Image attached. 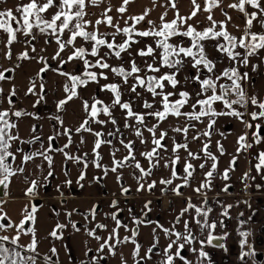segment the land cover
I'll list each match as a JSON object with an SVG mask.
<instances>
[{
  "label": "snow or ice",
  "instance_id": "6c2138e0",
  "mask_svg": "<svg viewBox=\"0 0 264 264\" xmlns=\"http://www.w3.org/2000/svg\"><path fill=\"white\" fill-rule=\"evenodd\" d=\"M0 2H3V0H0ZM131 2L132 0H123L121 6L116 11L123 15L127 11V5ZM103 3L104 0H28L27 3H21L14 9L0 11V30L6 33L8 37L5 47L10 46L17 40V33H22L25 37H31L34 40L36 38L35 29L40 34L55 39L58 48L52 59L59 60L61 67L74 60L82 62L83 71L80 74L59 72L60 75L65 76L70 81V85H65V92L68 95L66 99L59 102L58 109L62 108L69 100L77 97L78 87H86L89 83L99 84L101 79L108 80L109 76L107 72L109 71L121 79L122 83L110 82L100 86L101 91H107L112 94L111 104H105L103 100L97 97H93L91 103L84 101V110L88 118L82 122L76 131L92 132L97 137L93 151L96 153V167H102L99 163L101 157L97 150L100 149L102 144H110L111 141L100 139L103 133L94 132L88 125L91 122H95L100 125L111 123L117 126L118 121L113 116V109L119 106L125 114L124 127L132 128L134 135L139 139L141 144L148 142L144 136V131L146 130L151 134V149L140 153V156L149 162V167L145 169L137 159L135 141L128 140L125 142V140L121 139L120 143L127 150V155L123 159H115V152H113L112 163L114 166L111 169L104 167L105 175L109 170L115 173L118 169L125 166L134 167L140 173V176L136 177V179L138 182L137 191H141L145 188V184L140 181L150 177L153 169L161 166V161H164L163 167L171 168V176L167 179L161 178L159 180V184L165 186V188H162V192L166 191L167 186H172L174 180H181L182 183L175 184L172 187V191L177 196H182L181 189L190 186V181L194 178V173L196 172L197 165L193 164L192 161L203 159L204 162L198 165L200 169H205L209 160L211 161V165L204 172L202 182L193 191L200 195L205 189L211 190L212 180L217 172L218 163V157L212 153L210 148L211 132L204 131L200 135L192 137L193 140H199L201 136L209 138V142H205L200 149V152L203 153V157H201L198 153L191 151L187 143V134L191 128L195 127L191 122L204 123V118H207V129L214 130L217 123L216 118L218 117H234L239 120L245 129L251 132L252 142H248L249 131H245L244 134L240 135L237 139V155L242 151L246 152L251 149L253 145L264 143V98L255 94H248L244 84L250 79L249 73L240 71V67L249 66L250 58H259L261 51L264 50V30L253 31V28L257 24L261 29H264V0H237V2L227 5L228 8L235 9L244 15V30L239 37L232 35L227 30L226 21L231 20V16H228L227 13H224L226 21L217 22L213 19V9L220 7L222 0H205L203 8L197 3V0H192L193 11L189 16H181L177 12L176 18L169 21L166 20L167 12H165L160 16L159 24L149 20V27L144 30L138 29L137 25L145 20L150 10H145L137 16H129L124 21L125 26L121 27L119 22H114V17L109 15L112 11V7L109 4L93 22L88 18L92 13L87 11V9L89 7H99ZM153 3H155V0H153ZM169 3L172 8L175 9L177 7L175 0H169ZM201 10L209 13L207 16L209 26L203 30H197L188 21L196 17L197 13ZM49 13L50 18L47 15ZM129 20L132 22L131 24H129ZM13 24H15V27H13ZM102 24L114 29V31L101 32L99 26ZM66 33L67 39H64ZM118 36L122 37L120 41H117ZM78 39L83 41V44L80 46H77ZM148 39L151 40V43L147 42ZM142 41L144 42V46L134 49V45L141 44ZM206 41H216V51L222 56H226L230 61L228 67L216 71V60L210 58L206 49ZM28 43L30 44L31 41H28ZM45 43L47 44L49 41L46 40ZM85 44L87 47L84 46ZM69 47L72 48V52L67 56L66 60L62 59L61 53L65 52ZM102 49H107V51L102 52ZM238 49L243 51H239ZM31 50L33 52L36 51L34 45L31 47ZM133 51L135 52L134 56ZM123 54H127L130 59L125 61ZM6 55L10 58V51ZM112 57L121 61L120 65L113 66L110 64L109 60ZM135 57L142 58L143 63H138ZM29 58L27 51L19 57V59ZM39 59L45 63L40 72H46L48 70L47 62L44 61L43 57ZM125 64L128 65L127 68L124 66ZM189 65L195 70L194 74L191 76L185 75L183 80H181V73ZM258 67V64H252V71L255 72ZM5 79L7 77L4 72H0V81ZM130 79L131 83H129ZM189 83L195 84L197 87L189 90L187 88ZM124 85L128 87L122 91ZM40 87L41 91H43V84ZM34 88L35 82L33 81V87L29 88V92L34 93ZM137 89H142V91H137ZM2 91L0 89V92ZM128 92L135 94V97L142 101V107L148 111H136L133 107L135 104L134 100H123L122 97L127 95ZM145 92L151 95L152 102L144 97L143 93ZM11 95H15L14 90ZM40 99H43V96ZM11 103L12 101L9 99V104ZM157 103L160 107H156ZM217 104L222 105V109L218 110L215 107ZM250 106L256 110L249 111ZM186 107L190 111H185ZM240 109H244V111ZM101 114L109 119L107 121L99 119L98 117ZM11 115L19 117L22 113L16 111L11 113ZM9 116L8 110L0 111V186H3L4 189L9 187L10 178L16 176L17 173L24 172V168L20 165H16L15 168L13 167V163L17 158L16 153L23 152V149H13L12 147V142L19 141L20 137L12 133L11 130L16 128L17 125L14 122H10ZM149 116L153 117L157 123L148 126L146 117ZM170 116L177 118V120L183 117L186 121L184 125L172 128L173 132L184 135L185 143H178L175 137H168L166 130L158 131L160 124L168 120ZM245 117H249L250 119H245ZM129 121H134L135 123L132 124ZM69 131V129H65L64 134L67 135ZM117 133H120L118 126L115 132H109L108 135L115 136ZM166 137L172 140L173 145L171 148L172 155L167 158L163 155L164 152L169 151L165 143ZM36 139L39 138L37 137ZM53 139L55 138H49L50 143L47 150L43 152L38 151L31 155H23L21 163H27L36 156H43L44 159L48 160L49 167L51 168V157L46 153L52 150L51 141ZM33 142L20 141V143ZM81 142L83 143V139ZM69 143H71L70 136ZM68 146L66 144L64 147L67 148ZM181 149L187 153V156L184 158L183 176L178 175L176 168L181 161L179 155ZM217 150L221 155L224 154L223 145L219 142H217ZM59 151H63V149H59ZM65 155L69 159H72L67 153ZM236 159L237 157L234 156L229 168L225 169L222 173V178L225 181L230 179L229 172L234 170L232 165L236 163ZM254 159L257 161L253 166L256 174L261 179H264V151H259ZM87 166V163H85L84 167L87 168ZM50 176H52L51 171L44 178L45 181ZM84 178V173L81 172L78 183L84 180ZM117 179L119 180L120 177L118 176ZM255 179L256 176L251 175L250 168L242 177L245 188L248 187V180L254 181ZM66 183L70 185L71 180H67ZM156 184V181L148 183L147 189L151 191L156 187ZM39 187L40 184L37 180H31L25 191V195L33 197ZM255 187L259 190L262 185L256 184ZM229 188L230 185H225L222 191L227 193ZM128 191V188H122V192L127 193ZM2 204L3 201H0V233H6L9 229H14L15 234H0V264H37L38 260L41 259V255L37 250L38 242L36 240L35 229L34 227H25L26 224H35L37 206H25L23 209V219L19 224H14L4 211ZM150 204L151 201H148L144 205V208L148 211H151ZM111 206L117 209V211L111 213V219L115 221L116 227L112 229L107 238L97 235L94 230H88V235L93 236L98 242L103 240L96 250L97 257L90 260L89 264H100L101 260H105V256L99 255L105 249H107L110 255L115 256L116 251L114 249H116L117 245L129 241L135 245L132 253L135 264H142V262L151 260L156 255L154 249L157 248L159 243L158 237H155V230L154 243L141 256V245L135 241L138 231L132 229L131 237L125 236L123 239H120L119 228H127V226L123 225L121 220L118 219L121 211L118 207V201L113 200ZM233 206L232 204H221V208L223 209L220 213L221 217L231 219L229 210ZM190 210L194 211V215H190L188 219H183L185 213H189ZM211 212L212 209L210 207L196 205L192 202L191 197H189L186 206L176 216L170 228L157 223V228L169 238V242L161 254L162 258L159 264H175L177 260L182 261V264H193L192 260L182 255L186 247H188V251L197 257L196 264H205V261L211 264L209 254L204 250L206 246L223 248L227 252V248H225L223 243H213L214 241L226 240L228 233L225 232L219 236L214 235L217 228H224L225 224L224 219L210 221L209 214ZM90 214L94 219L96 215L95 206L90 210ZM68 215L71 216V213H68ZM243 215V213H240V216ZM85 219H88L87 215ZM251 219L252 217H248L247 220L239 221V227L237 228V233L241 238L238 241L241 250L238 259L244 262V264H247L249 258L252 264H257L255 246L249 242V237L253 236V232L244 230V226ZM141 222V220L133 217V223L138 225ZM181 223L183 224V231H179L176 227ZM193 226L200 230V235L204 236V239H199L193 231ZM65 227L63 224H57L56 228L51 231L50 236L55 239H61L62 236L58 235V232H62ZM72 227L79 231L75 223H72ZM96 228L104 230L107 228V225L97 224ZM29 234L32 237L30 243L26 245L22 244V236ZM196 242L199 243V248L189 247ZM50 252L52 256L58 255L55 247L51 248ZM137 257L139 259H136ZM121 261L122 264H127L123 256H121ZM41 264H58V261H53L51 256L44 255Z\"/></svg>",
  "mask_w": 264,
  "mask_h": 264
},
{
  "label": "crops",
  "instance_id": "0c3cea01",
  "mask_svg": "<svg viewBox=\"0 0 264 264\" xmlns=\"http://www.w3.org/2000/svg\"><path fill=\"white\" fill-rule=\"evenodd\" d=\"M233 2H237V0H222V4L220 7H217L213 9L212 15L213 19L217 22L220 21H226V17L224 13H227L228 16H231L230 21H226L227 30L237 37L241 36L244 30L245 25V18L244 15L240 12H238L235 9L228 8L227 5ZM175 3L177 7L174 9L171 7V4L169 3V0H155V3H153V0H149L150 6L148 7L151 11L149 15L145 18V23L148 25V21L151 19H156L160 23V16L167 12L166 20L171 21L172 19L176 18V13L179 12L181 16H189L191 12L193 11V5L192 0H175ZM189 9H187V6ZM197 3L203 6L205 5V0H197ZM114 7L117 9L118 5H114ZM141 12L131 10L129 13H124L123 15H120L123 20L128 19L129 16H135L140 15ZM209 13L204 11H199L197 13V16L194 17L192 20H189V24H197L199 22H203L204 27L206 28L209 26V21L207 20V16ZM148 27H143L142 30L146 29ZM253 31H257L255 27L253 28ZM35 39L32 40L31 37H25L22 36L18 38L14 43H12L10 46L5 47L8 37L7 35H4L0 39V72H6V70H13V76L11 79L3 80L1 81V89L3 90L0 95L2 102L5 106H7L6 110H10L11 113L15 112L19 107H10L8 98L13 96L11 95L12 91H15V95L20 98V106L29 108L28 112L22 113L19 117H13L12 116V122H14L17 127L12 129V133L15 135H18L20 137L19 141L12 142L13 149L21 147L23 149V152H17L14 163V168L16 165H20L24 168L23 173H17L16 176L10 178L11 182L9 184V199L12 200H23L28 201L27 197L25 195V191L27 187L29 186L28 178H24V174L27 172H30L32 174L39 173L41 176V180L39 181L40 185H44L46 183L45 177L48 176V172H55V170H58L60 168L61 172L69 170V162H66L65 157L61 153H48L47 155L51 157V168L49 167L48 160L44 159L43 156H36L34 159L28 161L27 163H21L23 155H31V151L27 150V147L29 145L31 146V149L33 151H45L49 148V138L50 137H56L59 141L67 140L69 141V135H65L64 131L65 129H71L73 130L72 135H70L71 140H74V146L79 147L78 150L81 155L84 152H88V149L81 143H79L76 136V129L80 127L82 122L87 119V113L84 110V101H89L91 103L93 97L97 98H103V91L100 90V86L104 85L106 83L110 82H116L118 80H121L119 77L115 76L110 71L107 72L109 79L103 80L101 79L99 81V84L93 83L89 84L86 87L77 88L78 95L77 97H74L73 99L69 100L62 109H58V104L61 100L66 99L68 93L65 92V85L69 84L70 81L65 76H62L59 74V72H67L72 74H77L79 71L76 70V66L78 64L79 69L81 66V61H72L69 63L64 64L63 66L67 65L66 69L61 67L60 61L52 59V57L55 55L57 51V44L55 43V39L40 33L35 34ZM51 39V40H50ZM64 39H67V35L64 36ZM122 37L118 36L117 41H120ZM180 39V38H176ZM186 40V38H184ZM48 40L49 43H45V41ZM28 41H31L29 44ZM81 41V40H80ZM147 42L151 43V40L148 39ZM206 49L209 53L210 58L216 60L217 68L216 71H220L225 67H228L230 64V61L227 59L226 56H222L219 52L216 51L215 45L216 41H206ZM35 46L36 51L33 52L31 50L32 46ZM77 46H80V43L77 44ZM144 46V42L142 41L141 44L134 45V49L140 48ZM43 49V51H42ZM239 50V49H238ZM10 51L11 56L10 58L7 57V53ZM25 51L29 54V59H19L22 53ZM107 49H102V52H106ZM243 51V50H239ZM72 52V48L69 47L65 50V52L61 53L62 59H67V56ZM135 55V52L133 51V56ZM40 57L44 58V61L47 62V65L49 67L50 64H52V68L50 73L52 76L50 79L46 80V82H43V99H38V97L41 95V84H40V75L42 73L40 72V69L45 66V63L43 61H40ZM124 60L127 61L130 59V57L127 54H123ZM138 63H143L142 58L135 57ZM109 63L113 66L120 65L121 61L116 60L115 57H112L111 60H109ZM252 64H258V69L253 72L252 71ZM126 68L128 67L127 64L124 65ZM107 71V70H106ZM241 72H248L250 79L248 80V89L251 91V95L255 94L258 95L261 98H264V64H263V57L260 53L259 58H250V63L248 67H240ZM195 72L194 69L188 66V68L181 73L180 79L183 80V77L185 75L191 76ZM39 73V75H38ZM33 81L35 82V88L34 93L29 92V88L33 87ZM54 81V83H53ZM15 84L11 87L10 84ZM18 82V83H17ZM131 79L129 83H131ZM122 83V82H121ZM17 84V85H16ZM195 86V84L189 83L187 85V88L189 90L193 89L192 87ZM127 89V85L123 86ZM125 89V90H126ZM20 93V94H18ZM144 96H146L148 100L151 99V95L149 93H143ZM33 98L35 100V103L33 102ZM28 99V100H27ZM50 100V103L48 101ZM126 99V98H125ZM29 101V102H28ZM44 104L50 105V108L48 111H38L39 107L43 106ZM140 105H142V101L140 102ZM255 108H252L250 106L249 111H255ZM185 111H189V109H185ZM41 119V121H39ZM43 119H46L47 121H44ZM223 120L218 122V126L215 129L216 134L211 137L210 143H213L216 145L217 148V142H219L221 145L225 147V154L221 155L218 153L217 150H215V154L218 157V163H217V174L212 180V187L219 188V191L213 190L211 193H218L221 194L223 191V187L227 184V182L222 178V173L225 169L229 168L230 162L232 161L233 157L236 156V161L238 162V168L234 169L233 165V172H237L234 179L230 181V185L235 186L236 188V195L230 196V197H224L222 200L218 201L216 204V214L213 217H209V220H216L219 221L222 218L220 213L223 211L221 208V204H232L234 205L230 210V216L231 219H227V223L224 222L225 227L224 228H217V230L214 232V235H222L225 232L228 233L227 237V244L225 248H227V252H225L224 249L221 250H215L214 251V257L209 259L212 262H216V264H244L242 261L238 259L240 254V247L238 241L241 239L237 233V228L239 227V221L241 220H247L248 217H251L254 213L257 212V217L252 218L251 221L248 222L244 226V230H250L253 232V239L257 250L264 251V199H261L260 196L255 197H249L246 198L244 196V193H246V190L250 187V180L247 181L248 187L245 188V183L242 182V177L246 172H248L251 168L250 166V158L248 156V152L242 151L239 155H237V139L240 135L244 134L245 131H247L242 123H240L239 120L236 118H231L227 120L225 125H222ZM230 124V138H226L224 135L228 134V125ZM34 129V130H33ZM232 130V131H231ZM222 131V132H221ZM225 132V133H224ZM41 137L42 139L39 141L36 138ZM184 135L177 138L179 141H183ZM20 141H34L33 143H20ZM204 142H209V138L206 137ZM43 145V147H42ZM215 148V149H216ZM191 151L197 152V147L190 146ZM183 154H187L185 151H183ZM211 165V161L209 160L207 162V167L205 171L208 170V168ZM204 171V172H205ZM234 173V174H235ZM100 173H98L99 175ZM204 176V174H202ZM49 178V177H48ZM203 178V177H202ZM77 183V182H76ZM79 184V183H77ZM73 185H76L75 183ZM99 187L96 185L93 188V193L95 197H100V194H98ZM43 191V190H42ZM41 195L46 201V205L44 207V210L42 211L41 216L37 217L36 224H35V233H36V240L38 242V252L42 255H48L50 252V249L55 247L56 249H59V254L62 258V263L64 264H73V261L70 260V255L74 254L77 250V247L83 244L85 242L91 241L90 246L88 248H84V254L83 258H92L94 259L98 254L96 252L97 248L99 247V242L94 239L93 236H90L89 238H85L77 225L76 228L79 229L77 231L72 227V223L74 222H68L66 220V217L64 218V213L67 212V207L63 208L61 204L59 203V197L61 196L60 192H55L52 194H45L44 191L41 192ZM114 194V192H112ZM100 201H92L89 203V206L93 208L96 204H98ZM203 205V204H199ZM87 208V210L90 211V208ZM7 208V207H6ZM8 210V208H7ZM9 211V210H8ZM71 211H74V208L71 209ZM10 212V211H9ZM240 213H243V216H240ZM194 215V213L192 214ZM93 219V217H92ZM94 221L95 218L93 219ZM66 222V223H65ZM97 222V221H96ZM65 223V228L62 231V238L61 239H55L52 236H50V233L53 229L56 228L57 224ZM116 226H113V228ZM177 228L183 229V224H179L176 226ZM193 230L200 231L198 228L193 226ZM97 235H100L99 233H96ZM205 234L206 231H205ZM86 239V241L84 239ZM204 239V238H203ZM261 242V243H260ZM196 243H194L190 247H195ZM198 245V243H197ZM91 249V251H89ZM207 253L209 251V248L206 246L204 249ZM87 253V255H85ZM99 255H107L109 260L108 264H117V253L115 256H110L108 252L105 251L103 253H100ZM79 256V255H78ZM189 260L193 261V264H196L197 257L190 252L187 256ZM137 259V258H136ZM131 262L130 260H128ZM178 264H182V261H178ZM205 264H208V261H205ZM247 264H252V261L250 260ZM257 264H264V259L262 262H257Z\"/></svg>",
  "mask_w": 264,
  "mask_h": 264
},
{
  "label": "flooded vegetation",
  "instance_id": "af4514ba",
  "mask_svg": "<svg viewBox=\"0 0 264 264\" xmlns=\"http://www.w3.org/2000/svg\"><path fill=\"white\" fill-rule=\"evenodd\" d=\"M122 2H123V0H104V3L101 4L99 7H89L87 9V11L92 13V15L88 18L94 22L100 16V14L103 12L104 8H106L110 4L112 7V11L109 13V15L114 17V22L118 21L120 26L124 27L125 26V24H124L125 20L120 18L121 14L118 13L116 11V8L114 7V5H118V7H120ZM185 4L187 6V3H185ZM149 6H150L149 0H132V2L127 5V11L125 12V14L129 13V11H131V10L139 11L142 14L145 10H150L148 8ZM187 9H188V6H187ZM189 9H190V6H189ZM150 11H149V13H150ZM137 15H135V16H137ZM145 20L143 22H141L139 25H137L138 29L142 30L143 27H149V25H147L145 23ZM151 20L156 22L157 24H159V22L156 19L153 18ZM131 23L132 22L129 20V24H131ZM193 26H195L197 28V30H203L204 29L203 28L204 27L203 22H199L197 24H194ZM99 30L101 32L114 31V29L108 28L106 25H103V24L99 26ZM34 33L36 34L39 32L35 31V29H34ZM4 35H7V34H3L2 36H4ZM66 35H67V33L65 34V36ZM22 36H24L22 33H17V40H18V38H20ZM79 43L81 45V44H83V41H80L78 39L77 44H79ZM84 46L87 47L86 44ZM52 66L53 65L50 64L48 67V70L46 72H43L42 75H40V84H43L44 81L46 82V80L50 79V77L52 76V74L50 73ZM66 66L67 65L63 66V69L64 68L66 69L67 68ZM77 69L79 71L77 74H80L83 71L82 62H81L80 69H79V66L77 64L76 70ZM4 74L7 77V80L8 79L10 80L11 77L13 76V70L11 69L10 71H6ZM116 82L121 83L122 81L118 80ZM53 83H54V81H53ZM89 84H93V83H89ZM244 87L247 90L248 94L251 95L252 93L248 89V82L244 84ZM78 88H81V87H78ZM192 88H195V86H193ZM125 89L126 88L123 87L122 91H124ZM44 91L45 90L42 91V93L38 97V99L41 96H43ZM137 91H142V89H137ZM103 93H107V91H103ZM102 96H104V97L99 98V99L103 100L105 102V104H111L113 97H112V94L110 92H108V94H103ZM144 97L147 98L146 96H144ZM9 99H11V101H12V103L9 105L10 107H15V106L17 107L18 106L19 109H17L16 111H20L21 113L28 112L29 108L20 106V104H19L20 98L19 97H17L16 95H13V96L8 98V102H9ZM122 99L123 100H129V99L134 100L135 104L133 107H134V110H136V111H139V112L148 111V110L144 109L142 107V105H140L141 100L136 98L135 94H133L131 92H128L127 95H124L122 97ZM48 101L50 103L49 99H48ZM149 101L152 102V97ZM33 102L35 103L34 98H33ZM156 107H160V105L157 103ZM215 107L218 110L222 109V105H220V104L215 105ZM49 108H50V105L44 104L43 106L39 107L38 111H48ZM62 108H59V109H62ZM6 109H7V106H5L3 104V102L1 101L0 102V111H5ZM185 109L188 110L187 107ZM249 109H250V107H249ZM240 110L244 111V109H240ZM8 111L10 113V116H9L10 122H12V116L13 117H16V116L11 115L10 110H8ZM189 111H190V109H189ZM124 115H125L124 112L119 108V106H117L113 109V116L118 121L117 126L120 128V133H117L115 136H109L108 135L109 132H115L116 127H117V126L112 125L111 123H106L104 125H100V124H97L95 122H91L88 125L89 127H91L93 129L94 132L103 133V135L100 137V139L106 140V141H111L110 144H108V143L102 144L100 149L97 150L99 152L100 157H101L99 163L102 165V167H100V168L96 167V153L93 151L97 137L94 136L92 132L83 131V130L76 132V136L78 139L77 141L79 143L83 144L88 149V152H84L82 155L80 153H78L79 152L78 150L80 148L74 146V140H71V143H69V141H67L68 139L64 140V141L63 140L59 141L58 138L54 137L55 139H53L51 141L52 150L48 151V153H52V152L61 153L65 157L66 162L68 161L70 163L69 164L70 168H69V170H66L63 172H61L60 168L58 170H55V172H52V176H50L47 179L46 183L44 185H40L36 194L33 197L28 196L27 197L28 201H26V202L23 200H12L11 201L8 197L9 196V187L7 189H3L4 198H0V201H3V204L6 203L5 207H7L8 210L10 211L9 212L7 210L6 213L11 218L13 223H14V220L18 216L23 214V209L25 208V206L31 207L32 205L37 206V212L35 214L36 220H37V217L41 216L42 211L44 210V207L46 205V202H45L46 200L41 196V195H43V194H41V192L44 191V193L48 194V195L55 193V192H60L61 196L59 197L58 201L63 208L67 207V212L63 214L64 218L66 217V220L68 222H70V221L74 222V220H76L74 223L77 225V227L81 231L84 232V233H82L83 235H81V237L84 236L86 239L89 238L90 235H88V230H94L95 233H99L101 237L107 238L109 233L112 231L113 226H116L115 221L111 219V213L117 211V209H115L111 206L112 201L116 200V201H118V207L121 210L119 213L118 219L121 220L123 225L127 226V228H124V227L119 228L118 231H119L120 239H123V237H125V236L131 237V230L136 229L138 231V235L135 236V241H136V243L141 245L140 255L143 256L145 251L149 247H151V245L154 243V230H155V237H158V240H159L157 248L154 249V252L156 253V255H154L151 260L146 261V262H142V264H159V261L162 258L161 254L163 252V249L167 246V244L169 242V238L166 237L165 234L159 228H157V223L162 224L166 228H170L172 226L173 222L175 221L176 216H178L180 214L182 208H184L186 206V203H187L189 197H191L192 202L196 205L203 204V206L210 207L212 209V212L209 214V217L210 216L213 217L216 214V207L217 206L215 203L222 200V198H224V197H230V196L236 195L235 186L230 185V181L232 179H234V177L237 174V172L235 173L233 171L229 172L230 179H228L226 181L227 182L226 185H230L229 191L227 193L222 192L221 194H218L216 192L213 194V193H211V192H213V190L219 191V188L214 189L213 187H211V190L205 189L204 192L200 195L196 194L193 191V189L198 187V185L203 180L202 174H204V171L206 168L200 169L198 167V165L200 163L204 162L203 159L192 161L193 164L197 165L196 172L194 173V178L190 181V186L184 187L181 189V191L183 193L182 196H177L172 191V187H174L175 184L182 183L181 180H174V184L172 186H167L166 191L162 192V188H165V186L160 185L159 180L161 178L167 179L171 176V168L163 167L164 161H161V166L153 169L152 175L150 177L144 178L143 180L140 181L141 183L145 184V188L141 191H137L138 182L136 179V177L140 176V173L138 170L134 169V167L125 166L124 168L118 169L117 172H115V173L111 172L109 170L107 172V174L105 175L104 167L111 169V167L114 166L112 163V161H113L112 153L113 152H115V159H123V157L125 155H127V150L120 143L121 139L125 140V142H127L128 140L135 141V154L137 156V159L140 161V163L142 164V166L145 169H147L149 167V162L147 160H145L142 156H140V153L151 149V147H152L151 134L145 130L144 136L148 142L146 144H141L139 139H137V137L134 135L133 129L124 127V124H125ZM98 118L101 120H105V121H107L109 119L108 117L104 116L103 114H101ZM231 118H234V117H218V118H216L217 123L215 125V129L217 128V126L219 124L218 122L223 120L222 125H225L227 123L226 121L231 119ZM204 119H205L204 123L195 122V121L191 122L192 124L195 125V127L191 128L187 134V143L189 144V148H190V146L192 147L195 145L197 147V152H195V153H198L199 155H201V157H203V153L200 152V149L202 148L203 144L205 143L203 140H205L206 137L201 136V139H199V140H193L192 137L194 135H200L204 131H210L211 137L216 134L215 129L214 130L207 129V127H206L207 118H204ZM245 119H250V118L245 117ZM43 120L47 121L46 119H43ZM146 120L148 122V126H151L152 124L157 123V121L153 117H150V116L146 117ZM39 121H41V119ZM129 123L134 124L135 122L129 121ZM185 123H186V121L184 120L183 117H181L179 120H177V118L170 116L168 118V120H166L160 124L158 131L166 130L168 132V137H175V139L178 143H185L186 141H185L184 137L182 138L183 141H179L177 139L183 135L182 133H176V132L172 131V128L177 127V126H182ZM231 127H234V126H231ZM231 127L229 124L228 125V129H229L228 134L224 135L226 138H230ZM69 130L70 131L68 132V135L70 136V135H72L73 130H71V129H69ZM247 131H249V130H247ZM249 136H251L250 131H249ZM38 138L39 139H37V140H39V141L42 139L41 137H38ZM82 139H83V143L81 142ZM165 143H166L169 151L164 152L163 155L167 158L168 156L172 155L171 148L173 145H172V140L168 139L167 137L165 138ZM66 144L69 145L67 148L64 147ZM32 145H29V147H27V150L31 151V154L38 152L39 150L33 151L31 149ZM19 148H21V147H19ZM210 148H211L212 153L214 155H216L215 154V150H217L216 145H214L213 143H210ZM223 148H224V154H225L226 149L224 146H223ZM59 149H63V151H59ZM117 149H119V151H117ZM183 151H184L183 149H181L179 151L181 161L176 166L177 171H178V175H180V176L184 175V173H183L184 158L187 156V154H183ZM247 152H248V156L250 158L251 175L254 176V174L256 173L255 168L253 167V162H254L253 158L254 157H252V155H251V153H252L251 149L247 150ZM65 153H67L68 156H71L72 159H69L65 155ZM218 153H219V151H218ZM14 163H13V167H14ZM85 163H87V165H88L87 168L84 167ZM206 167H207V165H206ZM233 167H234V169L238 168V162L237 161L233 165ZM81 172L84 173L85 178H84V180L79 181V184H77ZM98 173H100V174L98 175ZM216 174H215V176H216ZM24 176H25L24 178H26V177L28 178L29 182L31 180H37L39 182L42 179L41 178L42 175H39V173L32 174L30 172H27L24 174ZM118 176L120 177L119 180L117 179ZM69 179L71 180L70 185L66 183V181ZM152 181H156L157 184H156L155 188H153L151 191H149L147 189V184L151 183ZM250 182L252 183V180H250ZM74 183L76 185H73ZM96 185H98V187L100 189V190H98V194H100V197H95V195L93 193V188ZM124 187L129 189V191L127 193L122 192V188H124ZM255 189H256V187H255ZM263 189H264V183H263L260 190L263 192ZM112 192H114V194H112ZM252 192H253V189L251 190V186H250L246 190V193H244V196L246 198L257 196L256 194H252ZM5 193H7V195H5ZM205 199H206V203H205ZM94 200L100 201L98 204L95 205V209H96L95 220L97 222L92 219L90 211L87 210L89 203L94 201ZM148 201H151V204L149 205V207L151 208V211H148L147 209L144 208L145 203H147ZM72 208H74V211H71ZM89 208H90V210L92 209L90 206H89ZM130 209H131V211H129ZM68 213H71V216H69ZM193 213H194V211L190 210L189 213H185V216L183 217V219H188L190 217V215H192ZM86 215L88 216L87 220L85 219ZM133 217L141 220L142 222L138 225L133 223ZM251 217L256 218L257 212L254 213L253 215H251ZM226 221H227V219L225 218L224 222L227 223ZM5 223H7V222L5 221ZM65 223L64 224L61 223V224L65 225ZM35 224H36V221H35ZM35 224L34 225L26 224L25 227L26 228L34 227V229H35ZM97 224H105V225H107V228L104 230L97 229L96 228ZM177 229L179 231H183V229H181V228H177ZM12 230L13 229H9V231L4 233V234H7ZM194 233L199 237V239L202 240L204 238V236L200 235V231L195 230ZM12 235H14V234H12ZM58 235L62 236V232H58ZM249 238H250V243H253L255 246L253 237H249ZM31 239H32V237L30 234L22 236L21 243L26 245V244L30 243ZM86 239H84V240L86 241ZM90 242L91 241L87 240V242H85L82 247H81V245H79L77 247V250L75 251V253L70 255V260L73 261V264H82V262H83V264H89V261L92 260V258H83V254L85 251L84 248H88L90 246ZM102 242H103V240L99 241V243H102ZM197 243L198 242H196L195 247L199 248L200 245H199V243L197 245ZM213 243L214 244L223 243L224 246H226L227 239L224 241H214ZM134 247H135V245L133 243H131L130 241L126 242V243L118 244L116 249H114L117 253V264H122L121 256H123L124 260L127 261V264H135V260L133 259V255H132ZM207 247L209 248V251H208L209 259L210 258L212 259L214 257V251L215 250L223 249V248L214 247V246H207ZM255 250L257 252L256 261L258 263L262 262L264 259V251L257 250L256 246H255ZM59 251L60 250L57 249V253H58L57 256H52L51 252H49L48 256H51L53 261H58V264H64V263H62V258L59 254ZM106 251H107V249H106ZM189 253H190V251H188V247H186V249L184 250L182 255L187 257ZM40 255H41V259L38 260L37 264H41L42 257L44 256L41 253H40ZM103 256H105L106 259L101 260L100 264H108V260H109L108 256L107 255H103ZM137 259H139V257H137ZM128 260H130L131 262H129ZM250 260L251 259L249 258L247 260V263ZM178 261L179 260H177L175 262V264H178ZM211 264H216V262H212Z\"/></svg>",
  "mask_w": 264,
  "mask_h": 264
},
{
  "label": "rangeland",
  "instance_id": "374dc122",
  "mask_svg": "<svg viewBox=\"0 0 264 264\" xmlns=\"http://www.w3.org/2000/svg\"><path fill=\"white\" fill-rule=\"evenodd\" d=\"M27 2H28V0H3V2H0V11L7 10V9H14L17 5H19L21 3H27ZM249 11H251V9H249ZM47 15H48V18H50V13L47 14ZM13 27H15V24H13ZM255 29L257 31L264 30V29H261L258 24L255 26ZM35 31L38 32V30H35ZM3 34H6V33H4L2 30H0V38H1V36ZM261 55L263 57V64H264V50L261 51ZM14 84H15V82L14 83H11L10 86L12 87ZM0 89H1V81H0ZM18 94H20V93H18ZM1 101H2V99H1V95H0V102ZM248 142L249 143L252 142L251 136H249V141ZM259 151H264V143H261L260 145H253V147L251 148V152H252L251 155H252V157H255ZM253 161H254L253 162V166H254L255 165V162H257V161L254 158H253ZM254 176H256V179L254 181L252 180V183L250 184L251 190L253 189L252 194H256L257 196L260 195V198L261 199H264V189H263V192L260 189L259 190L255 189V185L256 184L263 185L264 179H261L259 176H257L256 173L254 174ZM5 205H6V203L5 204H2V207H3L4 211L7 212V208L5 207ZM22 219H23V214H21L20 216H18L14 220V224H19V222ZM0 234H4V233H0ZM12 234H15L14 229L12 231H10L9 233H7V235H12Z\"/></svg>",
  "mask_w": 264,
  "mask_h": 264
},
{
  "label": "water",
  "instance_id": "95a60500",
  "mask_svg": "<svg viewBox=\"0 0 264 264\" xmlns=\"http://www.w3.org/2000/svg\"><path fill=\"white\" fill-rule=\"evenodd\" d=\"M3 186L0 187V198H4Z\"/></svg>",
  "mask_w": 264,
  "mask_h": 264
},
{
  "label": "built area",
  "instance_id": "2783aa9c",
  "mask_svg": "<svg viewBox=\"0 0 264 264\" xmlns=\"http://www.w3.org/2000/svg\"><path fill=\"white\" fill-rule=\"evenodd\" d=\"M249 242H250V238H249Z\"/></svg>",
  "mask_w": 264,
  "mask_h": 264
}]
</instances>
